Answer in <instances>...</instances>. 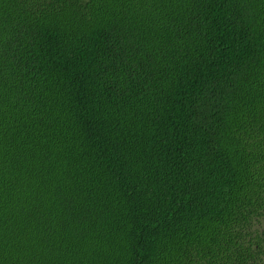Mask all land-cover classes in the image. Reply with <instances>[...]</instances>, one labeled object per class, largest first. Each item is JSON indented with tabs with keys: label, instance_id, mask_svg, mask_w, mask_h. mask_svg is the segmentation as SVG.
<instances>
[{
	"label": "trees",
	"instance_id": "16d2710c",
	"mask_svg": "<svg viewBox=\"0 0 264 264\" xmlns=\"http://www.w3.org/2000/svg\"><path fill=\"white\" fill-rule=\"evenodd\" d=\"M0 264H264V0H0Z\"/></svg>",
	"mask_w": 264,
	"mask_h": 264
}]
</instances>
